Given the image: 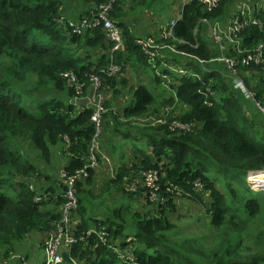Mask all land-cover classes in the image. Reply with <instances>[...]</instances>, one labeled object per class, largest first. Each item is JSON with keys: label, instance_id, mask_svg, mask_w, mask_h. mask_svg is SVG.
Here are the masks:
<instances>
[{"label": "trees", "instance_id": "trees-1", "mask_svg": "<svg viewBox=\"0 0 264 264\" xmlns=\"http://www.w3.org/2000/svg\"><path fill=\"white\" fill-rule=\"evenodd\" d=\"M65 1L70 0H0V264L20 251L29 237L35 236L42 247L60 217L59 209L64 202L66 187L59 171L70 176L87 163L93 136L89 122L91 108H80L73 100L88 96V76H98L100 93L115 98L120 93L116 87L125 88L127 82L124 78L115 81L116 77L109 78L103 73L109 63L123 65L133 61L150 67L134 43L136 37L124 24L112 21L121 15L123 0H116L109 15L114 25L122 28L124 40L123 51L114 53L109 52L100 26L89 27L80 34L73 33L70 27L83 18L89 19L104 0H79L84 5L72 23L60 15ZM234 1L220 0L209 11L195 1L187 2L171 26V38L164 43L207 62L215 53L203 38L205 26L201 20L220 22ZM241 2L250 5L259 0ZM254 8L252 17L260 21L261 27L249 26L231 36L233 42L226 44L223 55L235 63L244 88L264 109V13ZM257 47L260 62L242 66L240 60ZM178 65L193 77L169 76L165 67L154 74L153 81L158 83L161 76L172 77V82L163 84L168 96L161 103L180 109L173 118L168 116L164 121L173 120L188 129L170 132L167 124H163L151 129L161 133L160 137L142 132L139 136L145 141V150L132 146L133 155L118 153L113 176L97 187L95 171L85 169L86 177L74 183L77 206L71 215L73 243L62 253V264H115L117 260L123 264H194L184 249L171 247L163 235L173 229L165 211L173 210V201L179 197L205 211L206 222L213 228V241L206 243L203 234L187 240L200 247L212 246L215 252L212 264H264V212L245 180L248 173L264 166V143L250 137L252 123L242 114L232 88L215 72L200 71L190 61ZM64 72H71L83 84L80 92L61 78ZM48 88L65 98H31ZM130 92L131 102L121 109L122 116L147 114L155 103L152 94L143 85ZM103 101L105 136V127L112 128L107 134H114L116 128L112 125L118 121L112 114L109 97ZM121 136L124 141L126 136ZM54 155L61 162L55 174L51 168ZM207 159L223 167L229 181L226 193L219 192L205 176ZM38 160L43 170L36 165ZM96 161L99 165L103 162L99 157ZM146 171L157 175V196H162L158 198L161 203L148 202L145 188H142L144 196L140 191L126 190ZM38 180L43 184L37 185ZM50 180L52 184L44 186ZM118 195L127 201L144 200L152 204L151 208L116 207L104 215L107 211L95 207L90 213L91 198L109 199ZM192 246L184 245L187 251ZM116 247H129L131 262L120 259L114 252Z\"/></svg>", "mask_w": 264, "mask_h": 264}, {"label": "built area", "instance_id": "built-area-1", "mask_svg": "<svg viewBox=\"0 0 264 264\" xmlns=\"http://www.w3.org/2000/svg\"><path fill=\"white\" fill-rule=\"evenodd\" d=\"M195 1L202 5L207 11L216 7L220 0H184L182 6L187 2ZM260 1V0H259ZM116 0H104L95 9L94 13L88 19H81L77 23L71 24L73 33L80 34L84 29L93 26H100L104 34L105 39L108 41L110 46V53L120 52L124 49V40L121 30L114 25V23L109 18L110 12L115 4ZM181 13V12H180ZM180 13H178L177 18L171 20L167 27H164L158 38L151 36H141L137 37L134 41L135 45L138 47L141 54L147 59L149 65H153L156 59H159L161 52H166L170 55L180 56L185 61L193 62L200 68L206 69V64H220L226 70L228 77L231 80L230 87L236 89L240 92L246 99L253 101L252 95L246 91L241 80L238 77V73L235 69V63L229 58L223 55L226 50V44L232 43V37L238 34L242 29L249 26L261 27V23L255 17H252L253 12L246 3H243L239 8L233 12L231 19L226 24L225 27L221 26L218 22L210 23L205 19L201 20V23L205 26L208 34V41L211 44L210 50L214 51L215 55L211 57L207 62L197 59L196 57L190 56L188 54L181 53L177 51L172 45L164 43L165 40L171 38V26L173 23L179 19ZM261 60L260 47H257L251 54H246L240 63L242 66H248L249 64L256 65ZM121 65L109 63L107 69L103 72L107 77H116L121 69ZM169 72L177 75H186L188 77H193L191 72H185L183 69L178 68H167ZM61 78L68 84H72L75 87L76 92H80L82 88V83H79L75 76L71 72H64ZM163 80L166 76H161ZM87 86L89 89V94L86 97L88 100V105L91 108V114L89 116V122L93 128V136L90 139L88 147V160L87 163L79 170L75 171L72 175L67 176L63 171H59L58 175L63 180L65 184V192L63 194L64 202L59 209L60 217L55 224L52 231L48 233L43 241L41 251H42V264H62V253L67 249L72 243L71 231L74 226L71 215L74 213L77 202L75 198L74 183L78 180H83L86 177L85 169H90L95 171L98 167L96 158H101L102 161H107L106 158L99 152V140L102 137V115L104 113L103 109V95L100 93V79L96 75H89L87 79ZM79 94V93H78ZM76 97L75 99H77ZM256 108H259L258 104L254 102ZM263 113L264 109L259 108ZM163 121L158 119L155 123L163 124ZM169 130H183L188 129L187 125L179 124L176 121H170ZM246 183L248 185H255L256 188L264 189V166L261 170L250 172L245 177ZM140 181L143 188L148 192L147 198L150 203H161L162 200L158 199V185H157V175L154 171H146L140 174ZM196 189L198 185L195 184ZM127 191L133 192L136 190V184H130ZM101 237V236H100ZM129 247H125L121 250L114 249V252L118 254L119 258L131 262L132 255ZM11 259V258H10ZM18 264H27L24 261L18 262Z\"/></svg>", "mask_w": 264, "mask_h": 264}, {"label": "rangeland", "instance_id": "rangeland-1", "mask_svg": "<svg viewBox=\"0 0 264 264\" xmlns=\"http://www.w3.org/2000/svg\"><path fill=\"white\" fill-rule=\"evenodd\" d=\"M125 1L126 4V8H127V15H130L132 13H142L145 12L146 13V17H149L148 20L152 21L153 19L155 20H161L164 23H167L172 17H175L176 13L175 10L178 9L181 5V3L179 2V0H123V2ZM122 2V3H123ZM243 3L241 2V0H236L234 2L231 3V5L229 6V9L225 15V17L220 21H223V24L226 25L229 22V18L230 15H232L231 13L234 11H236V7H239V5ZM84 4L79 1V0H70V1H65L63 2V8L62 11H60V15L62 18H65L66 21H68V17H71L72 15L74 16H78L79 12H81L82 10V6ZM261 7H255L254 11H259L261 10L264 13V1L261 2ZM253 7H251L252 9ZM236 9V10H235ZM72 18V17H71ZM83 19H87V18H83ZM72 23V21H69ZM78 22V21H77ZM83 31V30H82ZM81 31V32H82ZM80 32V33H81ZM203 38L204 40L208 39V34L206 33V29L203 32ZM207 42V40H206ZM135 63H133V61H129L125 64H121V69L119 74L116 76V80L118 81L121 77H123L125 79V77L129 76V73L132 72V77L129 76V80L125 79L127 84H131V85H136L137 83H142L145 82V87L146 89L152 94V96L155 99V103L154 106L150 108V110L148 111L147 114L140 116V117H136L133 119H129V120H124V118H122L120 116V113L117 114V120H124V121H129L131 120V124L132 126H126L124 124H122L121 122H117L116 125L117 127V134H119L120 137L121 134H125L126 130L124 129L123 126L129 127V131L130 129L132 130V132H134L133 134H137L138 136L141 135L139 134L137 131L142 132H147L150 135H154L155 137H160L161 133H157L151 129H153L154 127H157L159 125H163V124H167L168 127V131L169 130V126H168V122L164 121L163 124H157L155 123L156 120L160 119L163 121V117L166 116L169 118H173L174 117V113H178L179 112V107H167V105L165 103H161L163 99H165L168 96V93L166 92V87H164V83L165 82H172L173 80L171 79L172 77H170L168 79V77L164 80L160 78V80L158 81V83L153 81V73L151 70H149V68L147 66H144L142 64H138V68L135 67ZM151 67V65H150ZM152 68V67H151ZM204 68H200L199 70H207L209 69V67H205ZM138 69H140L139 71H137ZM161 67L155 68L153 69L154 72L158 74L160 71ZM211 70V69H210ZM169 76H172L173 73L169 72ZM120 75V76H119ZM74 76V75H73ZM76 78V76H75ZM83 85V84H82ZM116 89H118L121 94H122V98H121V105H125L127 106L130 102V97H131V92L129 89H122L119 87H116ZM120 94V95H121ZM103 95V99L105 98V95ZM119 95V96H120ZM50 96H56L60 99H62V97L65 98L64 94H60L59 92H53L50 88H48L45 93H37V94H33L31 96V98L34 99H43L44 97H50ZM118 97V95H117ZM116 97V98H117ZM121 97V96H120ZM119 100V98L117 99ZM153 104V103H152ZM122 108V107H121ZM263 109V108H262ZM242 111V109H241ZM167 112H172V114L170 113L169 115H167ZM243 114V111H242ZM168 118V119H169ZM248 121V119H246ZM173 121V120H171ZM264 122L260 124L263 125ZM254 125V124H253ZM252 125V128L249 130V135L250 137H252V139H254V141L256 142H263L264 143V138L261 136V133L258 130H255L254 127ZM120 126V127H119ZM136 131V132H135ZM176 130H173L172 132H175ZM171 132V131H170ZM105 134L107 136H112V134H107L105 132ZM132 135V136H126V139L123 140H119V143L114 141V149L115 152L120 153L122 152L126 147L131 148L132 146H137L142 150H145V141L144 139ZM106 149V147H105ZM148 151H150V148H148ZM99 152L104 156L107 157L106 160L107 161H103L100 162V165L98 164V168L95 170V175L97 178V181L95 183V185H99V183H101L102 181L110 178L109 174L113 175V171L116 170L117 164H115L114 159L115 156H109L108 154H105L103 152V147L101 149H99ZM129 155V151L127 152ZM33 154V153H32ZM34 155V154H33ZM133 155V154H132ZM131 156V155H129ZM58 159V155H54V164L51 165V168L53 169V173L55 174L58 169L59 166L61 164V162ZM34 160V159H33ZM112 161H113V165H112ZM205 166L207 168V172L205 173V176L212 180L215 183V187L216 189L221 192L222 194L226 193L227 190V184H228V179H226L225 177V173L223 170V167L220 166V164H218L216 161L211 160V159H207L205 160ZM36 165L39 167V170H43L44 166L42 165V163L38 160L36 162ZM104 165H106L105 167L107 168L104 169ZM114 167V168H113ZM99 171V172H98ZM98 172V174H97ZM100 172L103 173V177H101V175L99 174ZM56 177V176H55ZM136 183V190L140 191V195L144 196V192L142 190V185H141V181L138 177H136L134 179ZM137 181V182H136ZM132 182V183H133ZM243 182V181H242ZM264 183V182H263ZM43 184L41 180L37 181V185ZM244 183H242V186ZM33 186V184H32ZM234 188H238L236 186H233ZM241 189V188H240ZM250 190L254 193V196L257 198L261 210L264 212V189H259L256 188L255 185H251ZM108 196V195H107ZM107 196H104L102 198H91L90 201L88 202V206L90 207V213L93 214L95 207L98 209H101L103 211H107L104 215H108L109 211H111L114 208H120V207H128L129 210L132 209H138V207H143L144 209H150L151 205L154 204H148L146 201L145 203L143 202L144 200H142L141 203L138 202V200H136L135 198L133 199H129V201H127V198L122 197L120 195L115 196V197H110L109 199H107ZM158 198L162 197L161 195L158 194L157 196ZM174 209L170 210L167 209L165 211V215L167 216V218L169 219V222L172 224L173 229H170L168 231H166L165 233H163L166 242L173 248H176L178 250L180 249H184L186 252V255L188 257L189 260H191L194 264H212V260H213V254L214 249L212 246L210 247H200L197 243L195 242H189L188 240L191 239H197L196 237L200 236L201 234L204 235V241L206 243H210L211 240L213 241V231H212V227L209 225L208 222H206L205 219V211L203 208L199 207L198 205L192 203L191 201L187 200L186 198H175L174 201ZM88 212V211H87ZM126 219V218H125ZM210 229V230H209ZM125 230V229H124ZM188 239V240H187ZM185 243H191L193 244V246L190 248L189 251H187V248L184 247ZM39 247L37 244V239L35 238V236L33 237H29L23 244L21 247V253H17L20 257L23 256V254H30L32 251L36 252V248ZM116 250H121V248H117ZM218 251V249H216ZM42 253V251H41ZM117 254V253H116ZM73 264H80L78 262H74ZM115 264H123L121 261L117 260Z\"/></svg>", "mask_w": 264, "mask_h": 264}, {"label": "crops", "instance_id": "crops-1", "mask_svg": "<svg viewBox=\"0 0 264 264\" xmlns=\"http://www.w3.org/2000/svg\"><path fill=\"white\" fill-rule=\"evenodd\" d=\"M263 1L264 0H260L258 3H256V4H250L248 6H249L250 9H251V7H253V8L254 7L260 8L261 7L260 4ZM179 2L181 3V5H180V7L178 9L175 10V13H176L175 17H172L167 23H164V24H163V22L161 20H156V19L154 20L153 19L152 21H149L148 20L149 17H146V13L145 12H143V14L142 13H139V12L138 13L135 12V13H132L130 15H127V13H126L127 12V8H126L125 1H124V5L121 7V12H120L121 15L118 17V19H115V20H112V21L117 22V23L124 24L125 27L127 28V30L134 37H136V38L137 37H141V36H151V37H154V38H158L160 31L165 26H167L168 23L171 20L176 19L178 13L181 12V9L183 7L182 4H183L184 0H179ZM253 8L251 9L252 12H253ZM236 9H237V7H236ZM61 11H62V9H61ZM71 17H68L69 21H75L76 20L75 19L76 18L75 15L74 16L72 15ZM230 17H231V15H230ZM230 19L231 18H229V20ZM218 23L221 26H223V27L226 26V25L223 24V21L222 22H218ZM118 28L122 32V28H120V27H118ZM206 33H207V31H206ZM206 40H207L208 46L211 48L210 42L208 41V39H206ZM160 56L161 57H159V59H156L155 62H154V64L151 66L152 69H155V68H158V67H161L163 69L165 67L166 68H175V69H178V68H181L178 64L181 63V62L182 63L185 62V60H183L180 56L170 55V54H168L166 52H161ZM137 66H138V64L135 65V67H137ZM205 66L206 67H209V69L205 70V72H208V71L215 72L230 87L231 80L228 77L227 72L223 68L222 65L211 63V64H206ZM151 67H148L149 70H151L150 69ZM198 68L200 69V67H198ZM139 70L140 69H138L137 71H139ZM151 71H152L153 75L157 73V71H156V73L154 72V70H151ZM201 71H203V70H201ZM129 76L132 77V72L129 73ZM129 76L128 77H125V79H128L129 80ZM121 78H123V77H121ZM138 85H143L144 86L145 85V82L137 83L134 86L129 83V84H126V87L125 88H122V89H126L127 88V89L130 90V89H134ZM166 92L168 93L167 90H166ZM232 92L235 95L237 102L241 106V109L243 111V115L252 123V125L254 124L253 125L254 129L255 130H258L261 133V136L264 138V124L260 126L261 122L262 123L264 122V113L259 109L260 107L259 108H256L255 105H254V102H252L251 100L246 99L236 89H232ZM120 94H121V92L118 94V97L116 95L115 98H112L110 96V94H108V93L105 94V99H108V97H109L110 108L113 111L112 114L114 116H116V118H117V114L118 113H120V116L122 118H124L122 116V114H121V109L123 107H125L126 104L125 105H121L122 94L121 95ZM86 96L85 97H82V98H86ZM118 98H119V100H117ZM130 102H131V99H130ZM130 102H129V104H130ZM150 108L148 109V111L150 110ZM133 118H136V117L124 118V120H129V119H133ZM124 120H117V121L121 122L122 124H124L126 126H132L131 120H130V122L129 121H124ZM112 126L114 128H116V131L110 137L107 136L106 134H105V136L102 135V137L99 140V149H101L103 147V152L105 154L115 156V159H114L115 164L114 165H116V164H118V159L116 157V155H118V153L113 150L114 149V141H115V143L116 142L119 143V140L121 138H120L119 134H117V132H118L117 131V127L118 126L116 124H114ZM126 126H123L124 129L126 130V133L123 134V135L128 136V137L129 136H132V135L138 136L137 134H133L134 132H132L131 129L129 131V127H126ZM104 130H105V132H108V131L110 132L112 130V128L111 127H109V128L105 127ZM137 132L139 134H141V135L144 133V132L141 133L140 131H137ZM138 137H140V136H138ZM105 147H106V149H105ZM128 151H129V155H132L133 149L132 148H128V147H126L120 153H123L124 155H128V153H127ZM112 165H113V161H112ZM105 166L106 165H104V169L107 170V168ZM98 172H97V174H98ZM113 173H114V171H113ZM99 174L101 175V177H103V173L102 172H100ZM112 176L113 175L109 174V177L110 178ZM97 178L98 177H96V175H95V183L97 181ZM48 184L51 185L52 184V180H50L49 183L48 182L47 183L45 182V185L44 186H46ZM96 187H97V185H96ZM20 251H18L17 253L20 254L21 253ZM17 253L11 259H8L6 261H2L1 264H18V262H20V261H24L27 264H42V253H41L40 246L36 248V252L32 251L30 254H27V253L26 254H23V256H21V257Z\"/></svg>", "mask_w": 264, "mask_h": 264}, {"label": "water", "instance_id": "water-1", "mask_svg": "<svg viewBox=\"0 0 264 264\" xmlns=\"http://www.w3.org/2000/svg\"><path fill=\"white\" fill-rule=\"evenodd\" d=\"M74 104L80 108H86L88 100L86 98H77L73 100Z\"/></svg>", "mask_w": 264, "mask_h": 264}]
</instances>
